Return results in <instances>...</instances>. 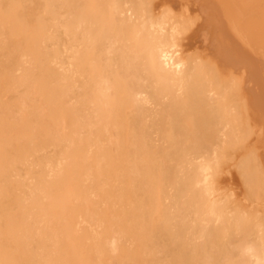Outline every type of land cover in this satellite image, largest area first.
<instances>
[{"label":"bare ground","instance_id":"obj_1","mask_svg":"<svg viewBox=\"0 0 264 264\" xmlns=\"http://www.w3.org/2000/svg\"><path fill=\"white\" fill-rule=\"evenodd\" d=\"M248 1L0 0V264H27L23 253L35 238L40 241L35 259L42 257L46 264H119L120 235L127 260L136 264L189 261L180 257L183 252L179 258L167 253V224L173 214L170 230L177 234L188 227L187 232L192 233L194 223L186 220L187 227L181 230L174 209L179 201L182 207L181 200L186 197L189 202L196 199L194 205H207L200 210L208 218L201 214L204 220L199 219L205 221L204 226L211 225L210 164L200 157L216 147L204 141L206 136H216L220 142L215 140L216 144L223 146L231 138L239 142L235 139L243 137L246 130L247 136L255 134L256 125L264 126V121L259 124L252 119L256 113L254 116L264 119V94L258 92L264 88V0H256L259 6L255 8L254 0L252 6ZM250 46L255 56L249 53ZM251 82L253 85H248ZM256 85L260 90L253 95L255 108L250 107L252 115L248 116L254 120L248 118L250 125L256 123V127L249 129L248 125L246 129L249 112L238 109L247 107L252 98L250 89ZM235 109L239 115L241 111L239 120ZM255 109L258 112L254 113ZM202 140L208 145L200 144ZM258 140L253 147L261 144ZM239 149L243 150V144L235 148L237 155L243 154ZM175 151L186 158L173 156L174 160L171 156ZM247 151L243 154L246 157ZM257 152L252 154L256 157ZM263 158L264 154L261 162ZM171 160L187 174L183 180L186 196H181L185 184L166 185L175 177L170 179L166 174ZM252 161L249 172H258L256 158ZM261 162L258 167L262 169L254 172V177L250 173L253 180L259 176V185L264 182V176L259 175L264 171ZM261 188L264 190V183ZM160 199L165 202L162 209L148 205L150 200L156 204ZM171 199L175 202L172 210ZM194 210L192 214H196ZM182 218L184 221L185 216ZM155 221L159 227L162 221L163 229L152 235L150 225ZM223 230L225 227L219 232ZM46 239L54 245L53 250L44 246ZM233 239L231 242H237ZM156 250L165 252L163 259L160 254L153 255ZM207 251L213 253L212 249ZM207 257L213 262L211 255Z\"/></svg>","mask_w":264,"mask_h":264},{"label":"rangeland","instance_id":"obj_2","mask_svg":"<svg viewBox=\"0 0 264 264\" xmlns=\"http://www.w3.org/2000/svg\"><path fill=\"white\" fill-rule=\"evenodd\" d=\"M251 1L253 2V0H250V6H252L251 5ZM258 1V0H257ZM248 3V4H249ZM255 3V4H254ZM253 4V6H252V8H255V6H259V2H256V0H254V2L252 3ZM250 9H251V7H249ZM8 11V9H7V7H6V12ZM8 13V12H7ZM13 14V13H12ZM11 14V16H13V18H16V16L13 14L12 15ZM8 16V15H7ZM14 23L12 20H7L6 21V23ZM187 25V24H186ZM184 26V25H183ZM186 27H188V25L187 26H184V28H185V30H186ZM250 48V50H251V52H250V50L248 49V51H249V53L251 54V55H253V56H255L257 53L253 50V48H251V46L249 47ZM248 85H250V86H252L253 85V82H251L250 84H248ZM249 86V87H250ZM235 87H237L236 85H235ZM234 87V88H235ZM234 88H231V90H235ZM253 89V88H252ZM252 89H250V92H251V94H252V96H251V94L249 95L250 97H252V98H250L251 99V101H249L250 103L249 104H247L246 106L247 107H245V109H244V107H240L239 108V106H240V104L238 105L237 103H236V106H238L237 108H239L238 110H245L246 111V113L247 112H249V113H247V121H248V116H250V115H252V114H250V113H252L251 111H250V109L251 108H253L254 106H253V95H255L256 93H258V92H262V94H264V88L263 89H261L260 90V88L259 87H257V85L255 86V89H253L254 90V92H253V90ZM258 90H260V91H258ZM263 90V91H262ZM258 91V92H257ZM256 92V93H255ZM255 93V94H254ZM249 94V93H248ZM252 104V105H251ZM235 106V107H236ZM253 106V107H252ZM251 107V108H250ZM236 108V109H237ZM255 108V107H254ZM235 109V110H236ZM238 110H236V114H238ZM255 110H257V109H255ZM255 110H253V112L254 113H256V112H258V110L257 111H255ZM240 112V115H241V111H239ZM235 114V116L237 117V119L239 120V118L238 117H240V115L238 114V115H236ZM250 114V115H249ZM257 114V113H256ZM256 114H253V116H252V119H253V117L255 118L254 120H258L259 122H257V123H262L263 121H264V119L261 121L260 119H258L256 116H254V115H256ZM236 119V120H237ZM251 118H249V120H252ZM237 120V121H238ZM254 120H252V121H254ZM233 122L235 125H238L239 123V121L238 122ZM261 121V122H260ZM249 122V124H247V122H246V124L247 125H245V128L246 127H248V125H250L251 124V122L250 121H248ZM230 123L232 124V121H230ZM255 123V122H254ZM256 124V123H255ZM255 124H253L254 126H255ZM263 124H264V122H263ZM253 125H250V128L249 129H251L252 128V126ZM253 126V128H255L256 126L257 127H259L258 125H256L255 127ZM263 126V125H262ZM256 127V128H257ZM260 127H261V125H260ZM258 128V129H260V130H257L256 128L254 129L255 130V134H248V136H247V132H248V130H246V132H245V135L243 136V137H241V138H239L238 137V139H235V138H237V137H235L234 139H235V142H237V141H239V142H237V143H239V144H237V143H234V141L232 142L231 141V139H230V142H228L227 144L226 143H223V146H220V145H218V143L216 144V141L215 140H218L217 138H216V136H211V134H210V136L209 135H207L206 137H207V139L208 140H206V138H205V140L204 141H206V142H208V144L210 143V144H215V145H212V147H216L215 148V150H211V151H209V150H207V152L206 151H204V153H207V154H204V155H202V153H200L199 155H198V159H199V157H200V160L203 158L204 159V161H203V159H202V162H204L205 164H210V180H209V184H208V188H209V190H210V193H211V198H212V205H211V215L209 214V216H210V222H211V225L212 226H216L215 228L213 227V229H214V231H213V229L210 227V226H204V222H203V220H204V216L202 217L201 216V210L204 208L203 206H207V205H198L196 202H195V205H194V201L196 200V199H190L191 201L189 202V199L188 198H186L185 197V199H186V201H185V199H184V197L182 198L181 197V199H184V200H181V201H183L184 203H182V207H180V201L178 202L179 203V205H178V203H176L181 209H177V207H173L174 206V203L172 202V199L170 200V202H171V206L169 205V208H171V210H172V208H174L175 209V214H176V217L178 218V222L179 221H181L180 223L181 224H179L181 227V230H182V227L185 225V227H187L186 226V224H184V222L186 221V220H189V222L190 223H194L195 225H199L200 227H197V226H194V224H192V233L191 232H187L188 231V227H187V231L186 230H182V231H180L179 232V230L177 231V234L176 233H174V231H172V230H170L171 229V225H169V224H171V216H173V214L172 215H170V218H169V220H170V223H169V221H168V224H167V229H168V231H167V233H168V235H170V231H171V233L173 234V236L172 235H170V236H166V238H170L169 240H167L168 242H167V245L169 246V248L168 247H166L165 249H169V251H167V253L168 254H170V256H175V255H177V257L178 256H180L181 255V253L183 252V254L180 256V257H183L184 256V258H186V261H187V259L189 258V261H187L186 262V264H204L205 262L207 263V264H210V263H213V264H236L237 262V264H256V260H260L259 262L257 261V264H264V259H262L261 258V256L262 257H264V220H263V217H264V205L262 204V203H264V190H261L262 188H261V185H263V183L264 182H262L261 183V185H259L260 184V180H258L259 182V184L257 183V179L259 178V176H256L255 177V179L256 180H253V178H251L252 176L254 177L255 175H256V173H258L260 170H259V168H261V166L260 167H258L259 166V161L261 162V158H262V156H263V154H261L262 152H263V149L264 148H262V147H264L263 146V141H264V138L263 137H261L260 136V134L261 135H263L262 133H264V130H263V132H262V129L264 128V126L263 127H261V128ZM247 129V128H246ZM252 132H250V133H254V131L253 130H251ZM257 131H259V132H257ZM257 133H259L258 135H257ZM249 135L251 136L250 138H252V135H256V137H258V138H255V137H253L252 139H253V142L256 140H258L259 138V142H261V144L260 143H258L259 144V146H258V152H257V145L255 146V147H253V145H252V143L253 142H251L252 140L249 138ZM212 137V140H213V143H212V140H211V138H209V137ZM248 138H249V140H248ZM255 138V139H254ZM233 139V140H234ZM262 139V140H261ZM209 140H211V141H209ZM200 141V140H199ZM248 141L249 142H251L250 143V145H252V146H250L249 144H248ZM255 141V142H256ZM198 142V141H197ZM205 142V143H206ZM218 142H219V140H218ZM232 142V143H231ZM254 142V143H255ZM200 144H205L204 142H203V140L201 141V142H199ZM207 144V143H206ZM206 144H205V146H206ZM207 144V145H208ZM209 144V145H210ZM219 144H220V142H219ZM226 144V145H225ZM242 144H243V150L241 149H239V151L240 152H243V154H245L246 155V147L247 148H249L250 149V151H247L248 153H247V157L245 156V155H243V154H241L242 156H244V158L246 159H244L243 157H241V155H237V153H238V151H236L235 150V148L237 149V148H239V147H241L242 146ZM228 148H226L225 146ZM240 145V146H239ZM260 145H262V146H260ZM229 146H231V148L229 147ZM239 146V147H238ZM217 147L219 148V149H221V150H216L217 149ZM223 148V150H222V148ZM230 149V151H232L231 152V155H230V152L228 151ZM231 149H233V150H231ZM248 149V150H249ZM259 149H261V151H259ZM226 150V151H225ZM236 152H235V151ZM251 150H253L254 151V153L255 152H257V156L255 157V155L256 154H252L253 153V151H251ZM209 151V152H208ZM216 153H215V152ZM233 151L235 152V153H233ZM229 152V153H228ZM259 152H261L260 154H259ZM213 153V154H212ZM215 153V154H214ZM228 153V154H227ZM232 153H233V155H232ZM178 154V155H177ZM225 154V155H224ZM239 154V153H238ZM214 155V156H213ZM250 155H251V157L254 159V158H256V160L258 161H255V165H257L258 164V166H256V168H257V170H258V172H256V170H254L253 171V173L252 172H249V171H251L252 169L250 168L251 167V164L249 165V163H252L253 161H252V158L250 157ZM254 155V156H253ZM261 157V158H259V156ZM171 156V154L169 155V157ZM173 156L174 157H181V158H183V159H185L186 158V156H185V158L183 157V155H181V152H178V151H175L174 153H173V155L171 156L172 158H173ZM210 156V157H209ZM212 156V157H211ZM217 156V157H216ZM226 156H228V158L226 159ZM230 156V157H229ZM235 156V157H234ZM237 156H239V157H241V158H239V157H237ZM251 158V159H249V157ZM170 157V158H171ZM237 157V158H236ZM181 158L179 159H177V161L178 160H181ZM230 158H232L231 160H230ZM248 158V159H247ZM174 159V158H173ZM210 160V162L211 163H209V160ZM223 159V160H222ZM225 159V160H224ZM241 159H243V160H241ZM174 160H176V159H174ZM234 160V161H233ZM240 160V161H239ZM249 160L251 161V162H249ZM263 160H264V158L262 159V164H264V162H263ZM226 161H228V163L226 162ZM230 161V162H229ZM170 162V161H169ZM168 162V163H169ZM257 162V163H256ZM231 163V164H230ZM244 163H246V164H244ZM171 165H172V160H171V163H170ZM174 164V163H173ZM212 164V165H211ZM216 164V165H215ZM221 164V165H220ZM244 164V165H243ZM261 164V165H262ZM175 166H173V168H172V166L170 167V165L168 164V171L166 172V174H167V176L171 179V176H175L174 178H172V181H170V183H171V185H170V183H166V181L167 180H165V183H166V185L168 186V188H170V187H172V186H174L175 185V187L177 186V187H179V186H181V184H185L184 185V188H182V194L180 193V191H179V193L181 194V196L182 195H185L186 196V194H187V189H185V186H186V184L187 183H184V181L183 180H186L187 179V174L186 173H184V171L185 170H183V168H182V170H181V167H177L176 165H178L177 163L176 164H174ZM230 165V166H229ZM233 165H234V167H233ZM249 165V166H248ZM253 165H254V163H253ZM252 165V166H253ZM255 165L253 166L254 168H255ZM218 166V167H217ZM238 166H239V168H238ZM249 168H248V167ZM262 166H264V165H262ZM225 167V168H224ZM245 167H247V168H245ZM252 167V168H253ZM170 168H172L173 169V172H172V170L170 169ZM178 170H177V169ZM180 168V169H179ZM217 168V169H216ZM221 168V171L219 170ZM229 168V169H228ZM244 168V169H243ZM255 168V169H256ZM171 171H170V170ZM225 169H228V170H225ZM250 169V170H249ZM262 169V168H261ZM264 169V168H263ZM176 170V171H175ZM180 170V172H178ZM218 170H219V172H221V173H219L218 172ZM231 170V171H230ZM247 170H248V174H246L247 173ZM181 171H182V173H181ZM226 171H228V172H226ZM235 171H237V173H235L234 174V172ZM242 171H246L245 173L243 172L242 173ZM263 171V170H262ZM172 172V173H171ZM176 172H177V174L178 175H176ZM217 172V173H216ZM223 172V173H222ZM227 174H226V173ZM254 172H256V173H254ZM264 172V171H263ZM263 172H261V174L259 173V175L261 176V175H263L264 176V174H263ZM179 173L180 174H183L184 176H182V175H180V177H179ZM250 173H252V176L250 175ZM217 174H219V175H217ZM224 174V175H223ZM237 174H240V175H237ZM254 174V175H253ZM221 175H223V177L221 176ZM230 177H229V176ZM233 175H235V176H233ZM247 175H248V177H249V179H248V177H247ZM185 176H186V179H185ZM234 178H233V177ZM238 176H239V179H240V176L242 177V179H240L239 181H238V179H236L235 180V178H238ZM168 177H167V179H168ZM179 179H178V178ZM246 177H247V179H246ZM262 177V176H261ZM231 178V179H230ZM233 178V179H232ZM244 178H245V180H244ZM169 179V180H170ZM176 181H175V180ZM180 179H182V180H180ZM250 179H251V181H250ZM261 179H264V177H262ZM175 183H174V182ZM179 181V182H178ZM182 181V182H181ZM230 181V182H229ZM250 181V183L248 184V182ZM264 181V180H263ZM168 182V181H167ZM215 182V183H214ZM237 182V183H236ZM240 182L242 183V184H240ZM253 182H255L256 183V185H254L255 183H253ZM172 183H174V184H172ZM179 184L180 183V185H177V184ZM213 183V184H212ZM217 184V185H216ZM237 184H239V185H237ZM247 185L246 187H245V185ZM170 185V186H169ZM253 187H252V186ZM261 188H257L258 186ZM249 186V187H248ZM255 186H256V188H255ZM181 187H183V186H181ZM188 187V186H187ZM244 187V188H243ZM219 188V189H218ZM230 188V189H229ZM247 188V189H246ZM254 188V189H253ZM164 188H163V186L161 187V191L163 190ZM252 189V190H251ZM223 190V191H222ZM248 191V192H246V191ZM250 190H251V192H250ZM256 190V191H255ZM261 192H260V191ZM185 191H186V194H185ZM213 191V192H212ZM252 191H253V194L254 195H256L255 197H253L254 195L252 194ZM260 193V195L258 194V192ZM221 192V193H220ZM234 192V193H233ZM256 192V193H255ZM223 193V194H222ZM231 193V194H230ZM250 193H251V195H253V196H251L250 195ZM226 195V196H225ZM180 196V195H179ZM243 196V197H242ZM188 197V196H187ZM222 197H224V198H222ZM251 197V198H250ZM189 198H191V196H189ZM242 198V199H241ZM260 200H258V199ZM138 199H141V198H138ZM243 199H245V200H243ZM253 199V200H252ZM257 199V200H256ZM194 200V201H193ZM254 200H255V202H254ZM151 202H148V205L152 208V209H155V208H158V209H162L163 207H164V205H165V202L163 201V199H160L156 204H155V200H150ZM250 202V203H249ZM257 202H259V204L257 203ZM262 202V203H261ZM191 203H193V204H191ZM227 203V204H226ZM240 203V204H239ZM175 204V205H176ZM183 204L184 205H186L187 206V210L186 209H184L183 208ZM188 204H190V205H188ZM254 204V205H253ZM261 204V205H260ZM193 205L194 206H197L198 207V211L197 210H194L195 208H197V207H193ZM243 205V206H242ZM258 205V206H257ZM238 206V207H237ZM261 206V207H260ZM185 207V206H184ZM191 207V208H190ZM199 207H201V208H199ZM203 207V208H202ZM250 207H252V208H250ZM186 208V207H185ZM191 210H190V209ZM186 210V211H183V210ZM201 209V210H200ZM234 209V210H233ZM171 210H170V212H171ZM196 211V214H192V212L191 211ZM259 210V211H258ZM262 210V211H261ZM183 211V212H182ZM230 211V212H229ZM232 211H234L233 213H231ZM184 212H186V215H183L184 214ZM187 212L189 213V214H187ZM200 212V213H199ZM243 213V215H242V213ZM245 212H246V214H245ZM255 212V213H254ZM182 213V214H181ZM194 213V212H193ZM230 213V214H229ZM255 215H254V214ZM239 214H240V216H239ZM250 214V215H249ZM259 216H258V215ZM177 215H179V216H177ZM185 216V219H184V221H182L181 220V218H182V216ZM202 215H205V214H202ZM214 215H215V217H214ZM216 215H217V217H216ZM221 215H223V216H221ZM235 215V216H234ZM254 215V216H253ZM186 216H188V217H186ZM197 216V217H196ZM206 216V215H205ZM236 216H237V218L239 219V221L240 222H238V219L236 218ZM258 216V217H257ZM262 217V218H259V217ZM179 217H181V218H179ZM200 217H202L203 218V220L201 221L199 218ZM207 218H208V216H206ZM232 217V218H231ZM237 219H235V218ZM246 217V218H245ZM184 218V217H183ZM182 218V219H183ZM214 218V219H213ZM217 218H219V219H217ZM227 218V219H226ZM243 218H245L246 220H247V222H245L246 220L245 219H243ZM218 221H217V220ZM220 219H222V221L220 220ZM233 219L234 221H232V223L230 222L231 220ZM242 219L244 220V221H242ZM254 219V220H253ZM194 222H193V221ZM207 220V219H206ZM215 220V221H214ZM224 220V221H223ZM256 220V221H255ZM257 220H258V222H257ZM263 222H262V221ZM201 221V222H200ZM225 221H227V222H225ZM249 221V222H248ZM195 222H198V223H195ZM217 222H218V225H217ZM220 222V223H219ZM252 222H254V223H252ZM261 222H262V224H261ZM161 223H162V221L159 223V225H160V227L156 224V221L155 222H152V224L150 225V231H151V234L152 235H157L159 232H160V230L161 229H163V227L161 226ZM228 223V224H227ZM240 223H241V225H240ZM245 223H246V225H245ZM252 223V224H251ZM215 224V225H214ZM227 226H226V225ZM236 226H235V225ZM239 224V226L237 227V225ZM254 224V225H253ZM256 224V225H255ZM202 225V226H201ZM209 225V224H208ZM229 225V226H228ZM250 225V226H249ZM220 228L221 226V228L222 229H224V227H225V230H223V231H220L219 232V230H221V228L219 229L218 227ZM241 226H243V228L241 227ZM252 226H253V228H252ZM257 226V227H256ZM185 227H183V229L185 228ZM229 229H228V228ZM234 227V228H233ZM237 227V228H236ZM246 227V228H245ZM248 227H250V229L248 228ZM255 227V228H254ZM117 228H118V230H119V228H120V223H117ZM205 228L207 229H211L210 230V232H207L208 231V229L207 230H205ZM236 228V229H235ZM239 228V229H238ZM241 228L245 231V230H247V231H245V233H244V231L243 230H241ZM252 228V229H251ZM201 229V231L199 232L198 230H200ZM202 229L204 230L203 232H204V234L206 235V236H204V234H202V236L203 237H205L203 240L201 239V237H200V234L202 233ZM219 229V230H218ZM226 229H228V231L226 230ZM233 229V230H232ZM258 229V230H257ZM190 230V229H189ZM190 230V231H191ZM230 230H232V231H230ZM238 230V231H237ZM249 230H251V231H249ZM257 230V231H256ZM183 231H185L186 232V234H185V232H183ZM195 231V232H194ZM214 232V236H213V232ZM227 231V232H226ZM235 231V232H234ZM238 233H237V232ZM181 232H182V234H181ZM194 232V233H193ZM220 233V235H219V233ZM222 232V233H221ZM225 233V235H224V233ZM230 232V233H229ZM231 232H232V234H231ZM242 232V233H241ZM248 232H249V234H248ZM251 232H252V235H250L251 234ZM261 232V233H260ZM187 233H189V235L187 234ZM198 235H196V234ZM208 233H210V234H208ZM212 233V234H211ZM228 233V234H227ZM244 233V234H243ZM178 234H180V236L178 235ZM184 234V235H183ZM216 234H217V236H216ZM223 234V235H222ZM229 234H231V235H229ZM234 234V235H233ZM236 234V235H235ZM241 234V235H240ZM246 234V235H245ZM175 235V236H174ZM182 235V236H181ZM186 235H188V236H186ZM191 235H193V237L195 238V239H193V237L191 236ZM194 235H196V236H194ZM211 235V236H210ZM222 235V236H221ZM230 236V238L231 239H229L228 240V236ZM240 235V237L239 238H237L236 239V236L238 237ZM254 235H256V236H254ZM118 236H119V234H118ZM178 236V238H176ZM208 236V237H207ZM213 236V237H212ZM223 236H226V237H224L223 238V240H224V242H222L221 240H222V237ZM232 236V237H231ZM235 236V238L234 239H236L237 240V242L233 239V237ZM242 236H243V238L244 239H242ZM245 236V237H244ZM247 236V237H246ZM251 236H254V237H251ZM121 237V238H120ZM173 237H175L176 239H173ZM210 237V238H209ZM256 237L258 238V239H256ZM260 237V238H259ZM184 238L186 239V241L184 240ZM226 238V239H225ZM248 238H249V240H248ZM254 238V239H253ZM123 240V238H122V236L120 235L119 236V244H120V256H119V264H126L125 262H127V261H129V264H136L135 263V261L132 259H129V260H127V257L125 256L126 255V253H128V252H126L125 250H126V247L124 246V243L122 242V240ZM172 239V240H171ZM182 239V240H181ZM192 239V240H191ZM210 239V240H209ZM213 239H214V241H213ZM216 239V240H215ZM232 239L234 240L233 242H231L232 241ZM260 239V240H259ZM187 240H188V243H187ZM197 240H199V241H197ZM204 240H205V242H204ZM206 240H208V241H210V243L209 242H207ZM227 240V241H226ZM252 240H253V242H255V243H253L252 242ZM263 240V241H262ZM173 241V242H172ZM183 243V241H185V243H183L182 244V246H179V245H181V243ZM197 241V242H196ZM216 242V243H213V242ZM229 241V242H228ZM250 243H249V242ZM258 241V243H256ZM39 240H38V238H35V239H31V247L29 248V249H26V250H24V253H23V255H24V258H26L27 259V264H46V260L44 259V258H42V257H37L36 259H35V256H34V251H35V249L37 248L36 246H40L39 245ZM220 242H222V243H220ZM240 242V245L238 244ZM241 242H243V243H241ZM168 243H172L171 244V246H170V244H168ZM176 243V244H175ZM191 243H192V245H191ZM204 244V245H201L200 246V244ZM207 243H208V245H207ZM252 243V244H251ZM175 244V245H174ZM177 244H178V246H177ZM209 244L213 247H211V246H209ZM221 244V245H220ZM225 244H226V246H225ZM230 245V246H228V245ZM238 244V245H237ZM251 244V248L248 246V245H250ZM254 244V245H253ZM262 246V248H260L261 246ZM45 245H49L48 247H46V249H51V250H53V248H54V245L49 241L48 242V240L46 239V240H44V246ZM174 245V246H173ZM198 245V246H197ZM224 246V248H223V246ZM234 245V246H233ZM235 245H236V247H235ZM245 245V246H244ZM44 246H42L41 248L42 249H44ZM186 247V250H185V247ZM195 246V247H194ZM204 246V247H203ZM219 246H222V247H219ZM237 246L239 247V246H241V247H243V248H238L237 249ZM254 246V247H253ZM259 246V247H258ZM175 247V248H174ZM190 249H189V248ZM192 247V248H191ZM200 248V250H199V248ZM208 247V248H207ZM218 247L220 248V249H218ZM232 247H234V248H232ZM247 247V248H246ZM170 248H172L171 250H170ZM197 248V249H196ZM201 248H204V249H201ZM210 248V249H209ZM229 249V252L227 253V251H226V249ZM253 248V249H252ZM41 249V250H42ZM212 249V252L213 253H209L210 251H207V250H211ZM224 249V250H223ZM230 249H231V251L233 252H231L230 251ZM234 249V250H233ZM237 249V250H236ZM258 251H257V250ZM262 251H261V250ZM38 250V249H37ZM184 250L186 251V252H184ZM191 250V251H190ZM206 250V251H205ZM221 252H219V251ZM238 252L239 250V254L240 255H237V252ZM245 250V251H244ZM248 250V251H247ZM163 250H156L155 251V253L153 254L154 256H156L157 254H158V257H159V254H160V258L161 259H163V257H164V254H165V252H162ZM200 252V254H199V252ZM217 251H218V253L219 254H217ZM246 252L245 254H247L248 252V256H247V258L249 259H247L246 258V256H245V254L243 253V252ZM254 251V253H256V254H254V253H252V252ZM181 252V253H180ZM196 252V253H195ZM203 254H202V253ZM208 252V253H207ZM263 254H262V253ZM186 253H188V256H187V254ZM193 253H195V255H196V257L193 259V257H194V254ZM206 253V254H205ZM201 254H202V257L203 256H205V262H203V259H204V257H203V259L201 260ZM207 254L208 255H211V258L213 259V262H211L210 261V258H208V257H210V256H208L207 257ZM222 254H224V255H222ZM261 254V255H260ZM217 255H219V257L217 256ZM221 255V256H220ZM226 255V256H225ZM228 255L230 256V255H232L233 257H231L230 256V258L228 257ZM258 255V256H257ZM191 256V257H190ZM245 256V257H244ZM255 256V257H254ZM258 258H257V257ZM46 257H47V253H46ZM176 257V256H175ZM214 257V258H213ZM226 257H227V259H226ZM238 257H239V259H238ZM243 257V258H242ZM128 258H131V256L129 255L128 256ZM179 258V257H178ZM177 258V259H178ZM216 258H217V260H216ZM223 258V259H222ZM242 258V259H241ZM244 258H246V259H244ZM261 258V259H260ZM171 260H173V258L171 257L170 258ZM169 259V260H170ZM198 259V260H197ZM220 259H222L221 261H220ZM226 259V260H225ZM126 260V261H125ZM215 260V261H214ZM219 260V261H218ZM235 260V261H234ZM240 260H244L243 261V263H242V261H240ZM253 260V261H252ZM263 262H262V261ZM158 261V260H157ZM210 261V263H208ZM240 261V262H239ZM245 261H247V262H245ZM55 262V261H54ZM188 262H190V263H188ZM215 262V263H214ZM245 262V263H244ZM250 262V263H249ZM147 263V262H146ZM162 264H164L163 262H161ZM148 264H151V263H148ZM159 264V263H158Z\"/></svg>","mask_w":264,"mask_h":264}]
</instances>
